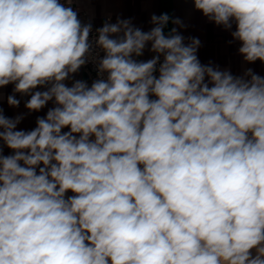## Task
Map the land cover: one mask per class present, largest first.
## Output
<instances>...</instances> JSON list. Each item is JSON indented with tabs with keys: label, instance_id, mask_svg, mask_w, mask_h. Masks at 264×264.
Returning <instances> with one entry per match:
<instances>
[{
	"label": "clouds",
	"instance_id": "obj_1",
	"mask_svg": "<svg viewBox=\"0 0 264 264\" xmlns=\"http://www.w3.org/2000/svg\"><path fill=\"white\" fill-rule=\"evenodd\" d=\"M190 2L264 63V0ZM73 3L0 0V89L30 97L0 107V264H264V76L202 64L167 13L93 37Z\"/></svg>",
	"mask_w": 264,
	"mask_h": 264
},
{
	"label": "crops",
	"instance_id": "obj_2",
	"mask_svg": "<svg viewBox=\"0 0 264 264\" xmlns=\"http://www.w3.org/2000/svg\"><path fill=\"white\" fill-rule=\"evenodd\" d=\"M72 5L85 13L87 18L98 27H101L109 17H111V23H115L117 17H119L121 19H131L136 27L144 31H148L154 26L150 23L153 14L167 13L172 18H180L186 27L179 28L170 21L165 28V33L167 34L172 27H178V32L185 37L184 42L186 44L190 42L189 37L199 38L201 45L197 54L202 64L211 63L221 70L228 69L234 76H242L249 68L260 76H264V63L260 61L247 63L239 54L238 49L241 44L239 41L233 40L231 36V32L235 31V24L230 30L215 25L202 13L194 10L190 0H74ZM152 55L154 54L145 50L144 55L138 59L148 60ZM73 79L84 80L89 86L93 81L83 67L75 74ZM66 83L70 86L72 81L69 80ZM13 87L14 85L10 84L0 89L4 96L3 101L0 102V107H3L4 114L8 117L26 114L27 109H25L24 103L30 98L16 93L17 99L21 101L20 106L18 108L9 107L7 96L13 93ZM52 106L50 102L40 112L25 115V118L17 126L18 130L33 129L36 126V117L46 115L47 109ZM5 154H9V150L6 148ZM68 194L72 195V193Z\"/></svg>",
	"mask_w": 264,
	"mask_h": 264
},
{
	"label": "built area",
	"instance_id": "obj_3",
	"mask_svg": "<svg viewBox=\"0 0 264 264\" xmlns=\"http://www.w3.org/2000/svg\"><path fill=\"white\" fill-rule=\"evenodd\" d=\"M60 3H66V0H59ZM67 6V5H66ZM72 7L74 8V10H77L78 11V14H79V18L81 19V21L83 23H88V22H91L92 25H93V33H92V36L95 37L96 33H95V29L96 28H99L97 25H95L92 21H90L87 16L85 15V13H82L81 11H79L74 5H72ZM108 20V19H107ZM102 55V53H101ZM85 72L89 75V77L92 79V80H95L97 79V72H96V68L95 66L92 64V63H89L87 64L86 66L83 67Z\"/></svg>",
	"mask_w": 264,
	"mask_h": 264
}]
</instances>
